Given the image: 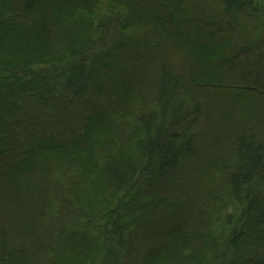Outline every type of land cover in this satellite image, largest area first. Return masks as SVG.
<instances>
[{"label": "trees", "instance_id": "16d2710c", "mask_svg": "<svg viewBox=\"0 0 264 264\" xmlns=\"http://www.w3.org/2000/svg\"><path fill=\"white\" fill-rule=\"evenodd\" d=\"M262 74L264 0H0V264H264V141L191 98Z\"/></svg>", "mask_w": 264, "mask_h": 264}, {"label": "rangeland", "instance_id": "374dc122", "mask_svg": "<svg viewBox=\"0 0 264 264\" xmlns=\"http://www.w3.org/2000/svg\"><path fill=\"white\" fill-rule=\"evenodd\" d=\"M162 50L165 52L161 54L159 52V60L161 57L162 62L168 64L166 66L171 70L174 69V71H179L182 74H186L188 68L199 71L200 67L190 63L185 51L178 52V49L172 47L167 48V51L166 48ZM249 69L251 68L249 67ZM233 81L229 82L231 86L239 85L240 80ZM259 81L264 83V74L261 75ZM246 83L252 85L251 80L246 81ZM202 87L201 90L191 89L193 93L191 98L195 103L198 102L197 104L200 106L201 112L197 126L198 132L203 135L204 141L217 137L229 140L231 134L236 132L238 128L241 130L246 129L264 141V98H262L264 90H251L249 87L253 86L246 87L244 92L241 93L235 90L239 93L235 96V102L231 99L234 98V95L229 93L233 90H215L214 88H211V90L205 88V86ZM189 105L187 102L184 107L188 108ZM227 143L223 145L228 147ZM211 154H205L203 157H209ZM203 164L202 162L197 163V165Z\"/></svg>", "mask_w": 264, "mask_h": 264}]
</instances>
